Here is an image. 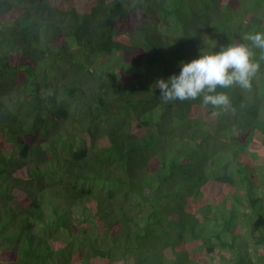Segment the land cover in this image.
<instances>
[{"label":"trees","instance_id":"trees-1","mask_svg":"<svg viewBox=\"0 0 264 264\" xmlns=\"http://www.w3.org/2000/svg\"><path fill=\"white\" fill-rule=\"evenodd\" d=\"M255 32L264 0H0V264H264ZM232 43L260 69L217 89L227 112L161 99L159 78Z\"/></svg>","mask_w":264,"mask_h":264},{"label":"clouds","instance_id":"clouds-1","mask_svg":"<svg viewBox=\"0 0 264 264\" xmlns=\"http://www.w3.org/2000/svg\"><path fill=\"white\" fill-rule=\"evenodd\" d=\"M244 39L264 50V32L248 33ZM254 55L248 44L232 43L217 52L200 54L190 62L182 61L178 75L173 74L167 80L159 78L155 85L165 103L201 98L204 105L220 110L214 115H220L232 107V101L227 92L217 89L238 86L250 90L253 77L260 69Z\"/></svg>","mask_w":264,"mask_h":264},{"label":"rangeland","instance_id":"rangeland-1","mask_svg":"<svg viewBox=\"0 0 264 264\" xmlns=\"http://www.w3.org/2000/svg\"><path fill=\"white\" fill-rule=\"evenodd\" d=\"M39 72H40L41 75H43L46 72V77L48 79H50V80H53L55 78V72H54L53 69L48 70L47 67H45V68L44 67H41V69H40ZM238 131H239V128L236 127V126H233L232 127V130L229 131V134L231 136L234 135L233 138L236 140V142L234 143L235 144V147H242L243 145H242L240 139L237 138V136H236V134H237ZM245 151H247L248 153H251L250 156L252 158H254L255 166H256V171H255V173H256L255 174L256 180L255 181L256 182H260L261 179H264V168L261 167V166H264V148L261 145H259V144H255V145L248 146L245 149ZM12 152H15L17 154L16 151H12ZM232 155H233V152H229V157H231ZM249 165H251V164H249ZM249 169H251L254 172V168L253 167H249ZM255 181L253 179L254 184H256ZM90 185H92V183H90V182H84V184H83V186H85V187H89ZM94 187H95V190L97 192H99V193L107 196V194H108V189H107L108 186L107 185H105L103 183H97ZM263 191H264V186H262V192ZM47 194H49V193L47 192ZM260 197H262L261 201L263 200V202H264V195H262V196L260 195ZM44 209H45V212L49 215V211H50L49 203H47V204L44 205ZM76 212H78V211L76 210ZM249 215L252 216L250 218V220H253L255 222H257V221L260 222L258 213L254 212L253 214L250 213ZM221 226H217V228L220 229ZM249 235L250 234L245 233L244 235H241L240 237H247ZM214 237H215V239H217V237L215 235H214ZM252 244L253 243L250 241L247 245L251 248L250 249V253H251L252 257L256 261H258L257 260V255H256V248H259V247H257V244H253V245ZM163 260L166 261V263L169 261L167 258H164V257H163Z\"/></svg>","mask_w":264,"mask_h":264}]
</instances>
